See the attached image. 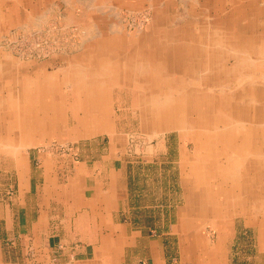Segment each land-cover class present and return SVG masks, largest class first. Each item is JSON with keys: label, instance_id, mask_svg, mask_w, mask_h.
<instances>
[{"label": "rangeland", "instance_id": "rangeland-1", "mask_svg": "<svg viewBox=\"0 0 264 264\" xmlns=\"http://www.w3.org/2000/svg\"><path fill=\"white\" fill-rule=\"evenodd\" d=\"M216 1L0 0V107L6 109L1 111V116L4 114L7 121L9 118L13 127L22 126V133L16 131V136L24 137L25 143L14 157L16 164L29 163L27 170L30 167L31 177L30 190L26 173L22 186L27 191L20 188L18 191L19 180L21 183L23 178L17 176L15 159L8 160V154L0 147V204L4 212L9 209L14 215L16 232L26 233L38 213V187L44 182L41 175L45 172V163L49 176L52 174L59 183H65L77 165L85 171L95 162L102 169L122 165L128 205L137 209L134 218L145 228L155 227L153 235L163 231L161 214L167 209L172 224H178L177 234L162 241L169 252V264H184L185 260L198 264L197 260L204 256H194V248L200 249V253L207 252L209 258L223 248L227 251L228 264H264V32L260 30L263 26L238 33V20L230 14V3L220 5ZM243 2L242 6L252 10L249 26L253 21H264V0ZM159 5L162 12L159 13L163 15L160 20L154 15ZM164 6L167 8L162 10ZM218 11L223 13L216 15ZM237 19L241 22V17ZM152 25L154 33L157 32L153 40L157 46L155 51L164 52L168 58L173 57L178 47L168 42L180 44L179 41L190 40L188 48L192 47L197 54L202 52L194 41L201 39L202 33L209 40H224L222 50L225 51L215 58L219 62L211 64L213 67L206 77L200 76L191 82L208 88L207 92H215L207 94V98L200 97L207 107H186L192 102L198 104L199 97L190 98L184 92L179 93L177 87L172 94L161 92L158 96H145L136 89L137 98L131 90L129 96L133 101L129 102L127 92L123 93L127 87L121 88L125 81L119 79L118 73L125 69L131 72V62L136 61L137 54L120 62L122 56L118 49L130 44L127 38L136 39L145 34L152 38ZM156 25L160 28L156 29ZM202 26L223 32H204L207 28ZM231 27L233 32L229 31ZM249 42L252 49L247 46ZM203 45L211 53L210 43ZM237 45L243 55L239 59L232 53L233 46ZM182 48L188 50L185 46ZM175 63L181 65L177 59ZM183 68L188 66L184 64ZM148 73L142 69L137 74L148 78ZM239 74L244 79L236 80ZM105 77L109 79L102 80ZM162 83L168 86L170 80ZM39 85L41 90L35 88ZM115 87L121 88L120 91ZM243 87L246 91L253 89L255 94L236 95ZM167 89L170 90L167 92L174 90L171 86ZM8 100L12 105L16 102L15 107L5 106ZM33 101L34 106L24 107ZM90 107L96 110V123L104 118L111 127L107 124L106 129L90 130L93 134L87 137ZM67 113L68 130L75 125L69 121L75 113L84 126L79 128L81 136L76 139L62 136V131L67 130L61 129L66 124ZM248 117L261 119L260 124L254 128L239 127L238 121ZM1 135H6L4 128L0 130ZM205 140L210 146L209 149L206 145V151L202 149ZM206 154L211 160H205ZM201 165H207L215 179L216 172L220 174L223 169L232 177L231 171L239 166L240 201L233 207L223 208L216 222L213 221L216 215L211 214L198 218L199 224H191L190 216L183 211L186 192L181 182L187 186L186 181L190 182L193 177L200 180ZM190 169L198 172L197 176H190ZM217 182L218 187L223 185L219 191L224 185L232 188V181L228 185ZM46 183L51 180L47 178ZM175 211H178L177 217ZM184 228L189 231L185 232ZM185 253L188 254L184 256Z\"/></svg>", "mask_w": 264, "mask_h": 264}, {"label": "crops", "instance_id": "crops-1", "mask_svg": "<svg viewBox=\"0 0 264 264\" xmlns=\"http://www.w3.org/2000/svg\"><path fill=\"white\" fill-rule=\"evenodd\" d=\"M213 1L214 0H211V3H213ZM223 3H230V14L238 20V28L236 30L238 33L255 31L256 27H259L260 24L263 26L260 30L264 32V21L259 23L253 21L250 26L248 25L247 22L253 18L252 15L249 14L252 10L241 5L244 3L243 0L216 1V4L221 5ZM253 6L256 7L255 4ZM158 8L159 10L156 9L157 11L154 15L156 14L155 17L160 20V17L163 15L161 16L160 14L162 13L160 11V5ZM164 8L167 7H162V10ZM220 13H223V11H218L215 14L221 15ZM240 17L241 22L237 19ZM203 27L204 26H202V28ZM209 27L210 26H205L204 29L207 28V30L204 32H223V30L220 29L217 32L209 30ZM246 27L248 29H245ZM159 28L160 27L156 25V29ZM150 30L152 38L147 37L146 34L141 35L136 39L127 38L130 41V44L122 49H118L122 56L120 62L128 60L131 55L137 54L135 56L136 58H134L136 61L131 62L133 65L131 72L127 73V70L125 69V72L118 73V76L120 77L119 79L125 81V84L122 82L123 86L121 85V88L127 87L123 90V93H125V91L127 92L126 96L129 97V102L131 103L133 101L131 100L132 96H129V94H131L129 91L131 90L137 98L138 91L136 89L141 90V93L145 96L146 94L158 96L162 95L161 92L172 94L177 90L175 88L177 87L180 91L179 93L184 92V94L190 96V98L193 97V95L199 97L197 98L199 99L198 104L192 102L187 104L186 107H207L204 104L203 99L200 97L207 98L209 96L207 94H212L211 91L207 92L208 88L200 87V85L199 87L197 85L195 86L191 82L196 78L206 77L209 69L213 67L211 64H217L219 62L215 61V58L222 56L224 53L225 50H222L225 47L224 40H218L217 38H211L209 40V37L202 33V35H200L201 39L194 41L196 44L195 47L201 49L202 52L197 54L193 53L192 47L188 48V44H191L190 40L179 41L180 44H177L178 42H168L173 46L178 45L174 50L173 57L168 58L164 52L155 51L157 46L153 40H155L157 32L154 33L153 25L150 27ZM233 30V27L229 29L231 32H233ZM243 40L246 41L247 39ZM207 41L213 48L211 53L208 51L210 48L207 49L206 46L203 45L204 43L206 44ZM236 41L240 42V39L237 38ZM248 41H250V39L246 42ZM246 42L244 44H246ZM251 44L252 43L249 42V45H247L249 49H252V47H249ZM182 46H185L188 50L182 48ZM239 47V45L233 46L234 51L232 49V53L234 55L237 54L235 59H239V56H243L241 55ZM219 49L221 50V53H219ZM242 50L245 51L243 48ZM128 52H131L132 54L124 57V54ZM176 59L181 65L175 63ZM117 61L119 62V60H116V62ZM198 61H200V65H198ZM234 62L235 60L233 61V64ZM184 64L188 66L187 69L183 68ZM233 67L234 66L232 65V68ZM195 68L201 71L198 73L194 70ZM142 69H146L150 73L147 74L148 78H143L141 75L137 74L141 73ZM219 69H217V71ZM237 73H239V71ZM233 75H235V73H233ZM240 76L241 75L239 74L236 77V80L243 78ZM107 79L109 78L105 77L102 80ZM165 79L170 80L168 86H171L172 89L175 88L173 91L167 92L170 91L167 89L168 86L162 83ZM159 81H161V83H159ZM207 84L208 83L204 84V86ZM33 85L36 86L37 84L33 83ZM19 86L25 87V85L22 86L20 84ZM165 86H167V88H165ZM216 86H218V84H216L215 87ZM109 87L110 86H108V88ZM35 88L41 90V85ZM115 88L117 91H120L121 89H118L117 87ZM194 88L198 90H195ZM29 89L32 90L34 88ZM215 89L217 90V88ZM246 89L247 88L244 89L243 87V91H238L236 95L244 97L246 93H249L250 95L255 94L253 93V89L252 92L251 88H248L247 91ZM233 93L235 92L233 91ZM238 103L240 104L241 102ZM15 104L16 102H13L12 105L11 100L4 102V105L7 107H15ZM32 106L34 105H24V107ZM130 106L132 107L133 105L131 104ZM215 107L221 106L215 105ZM92 109L93 107H90L87 110L88 120L86 127L89 125V135L87 134V137L93 134L90 130H96L97 128L106 129L107 124L111 127V124L107 122L108 120L106 121L104 118L96 123V110L93 111ZM1 111H6L5 107H0V130L4 128L6 135H1L0 147L2 148L3 153L8 154L7 159L11 161L15 159V154L17 153V150L22 147L21 145L25 143V139L20 135L16 136V131L22 133V126L13 127L12 124L9 123V115L7 116L6 114L8 118L7 121L5 116H3L4 114L1 116ZM66 115V124L61 125V129L65 128L67 130L64 132L62 131V136L65 135L66 138L70 139L80 137L81 135H78L79 128H84V126L82 123H79V118L77 119L78 113L77 115L75 113V117H72V120L69 118V121H72L75 124L72 126L73 128L69 130L67 128L68 113ZM257 120L260 121L261 119ZM258 121L250 120L248 117L242 122L238 121V124L239 127L244 126L245 129V126L254 128L255 125L260 124ZM206 145H208L210 149L209 142L205 140L202 147L205 151L207 150ZM200 153L203 154L202 152ZM205 160H211V158L206 154ZM27 163L28 162H22L21 164L20 162V164H16V159L14 160V164L18 170L17 176L23 178L21 183L19 180L18 184H20V187H18V191L19 188L24 192L27 191V189L23 188L26 173H28V190L31 188V177L29 179L30 167L29 170H27V166H29V163ZM95 163L93 166H89L86 171L83 167L77 165L65 183H59L58 179H54L52 174L49 176V169L47 163H45V172L41 175L44 182L41 187H38V213L33 216L32 221H30L29 230L26 233L15 231L14 215L9 212V209L7 212H4L2 205L0 204V264H169L170 258L168 257L169 254H167L169 252L165 250L162 241L171 238L172 235L175 236V234H177L176 230L179 228L178 224L175 225L176 222L172 224L170 221L169 209L166 207L167 211L165 213H162L163 209L161 210L163 231L161 230L157 235L151 234L156 228L148 229L140 224L139 221L134 218V214L137 212L136 207L128 205V188L124 167L120 165L118 168L113 166V168L104 167L102 169L101 167L96 166ZM201 167L203 169L200 171V180H198L197 177H193L190 179V182L186 181L187 186L183 185L184 182H181V185L185 187L186 192V195L183 197V211L184 214L190 216L189 220L191 219V224H199L198 218L204 219L211 214L216 215V217L213 218V221L216 222V219L219 217L218 214H222L221 211H223V208H228L230 205L233 207L234 204H237L238 201H240L239 166L231 171L232 177L226 175V172H224L223 169L220 174L216 172V179L212 175L213 172L208 170L207 165L206 167L201 165ZM189 174L190 176H197L198 172H194L193 169H190ZM47 178L51 180V183H46ZM215 180L216 182L214 185L213 183ZM217 180H220V183L224 182V184L226 183L227 185L229 181H232V188L228 189L224 185V188L219 191V188H222L223 185H219L218 187L217 183L219 181L217 182ZM8 186L9 188L12 187L11 184ZM211 189L215 190V194H213ZM15 192L16 189L14 190V193ZM229 194H232L231 199H229ZM25 205L27 204L25 203ZM152 212H154L153 209ZM167 212L168 215H166ZM177 212L178 211H175L176 217L178 216ZM218 221L220 222V220ZM221 222H223V220ZM184 230L185 232L189 231L187 228H184ZM221 239L224 240L225 238ZM187 254L185 253L184 256ZM193 254L198 258L204 256V258L197 260L198 264H228L227 251L223 248H219L213 255L211 254V258L208 257L207 252L200 253V249L196 248L193 249ZM184 264L192 263L191 261L185 260Z\"/></svg>", "mask_w": 264, "mask_h": 264}, {"label": "bare ground", "instance_id": "bare-ground-1", "mask_svg": "<svg viewBox=\"0 0 264 264\" xmlns=\"http://www.w3.org/2000/svg\"><path fill=\"white\" fill-rule=\"evenodd\" d=\"M35 104V101H33V104L32 105H34Z\"/></svg>", "mask_w": 264, "mask_h": 264}]
</instances>
